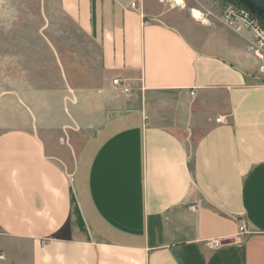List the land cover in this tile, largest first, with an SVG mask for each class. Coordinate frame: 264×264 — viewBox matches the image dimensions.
I'll use <instances>...</instances> for the list:
<instances>
[{
	"label": "crops",
	"instance_id": "crops-1",
	"mask_svg": "<svg viewBox=\"0 0 264 264\" xmlns=\"http://www.w3.org/2000/svg\"><path fill=\"white\" fill-rule=\"evenodd\" d=\"M55 1L96 54L48 41L58 84L0 93V264H264V48Z\"/></svg>",
	"mask_w": 264,
	"mask_h": 264
},
{
	"label": "rangeland",
	"instance_id": "rangeland-1",
	"mask_svg": "<svg viewBox=\"0 0 264 264\" xmlns=\"http://www.w3.org/2000/svg\"><path fill=\"white\" fill-rule=\"evenodd\" d=\"M230 1V2H228ZM233 0H182L181 6L163 2L168 24L189 36L194 28L230 39L233 45L255 56L252 33L230 27L225 12L239 6ZM55 0H0V93L5 89L55 87L58 80L50 60L49 42H60L59 50L77 54L86 62L96 54L74 25L58 12ZM201 14L196 20L193 11ZM264 20V16L262 15ZM62 43V44H61ZM56 76V79H55Z\"/></svg>",
	"mask_w": 264,
	"mask_h": 264
},
{
	"label": "built area",
	"instance_id": "built-area-1",
	"mask_svg": "<svg viewBox=\"0 0 264 264\" xmlns=\"http://www.w3.org/2000/svg\"><path fill=\"white\" fill-rule=\"evenodd\" d=\"M238 5L239 6L232 7L225 12V22L234 29L241 28L249 30L254 39L253 46H255L256 49L264 48V20L242 3H238ZM130 8L134 9L135 3H132ZM261 71L264 72L262 68ZM112 83L115 87H120L125 95H128L129 91L126 87H124L123 82L120 79H115ZM190 95L193 96L194 93H191ZM215 123H222V119H216ZM197 208L198 205L191 207L192 210H196ZM253 233H255V231L249 229L245 223H239L235 235L218 239H210L205 241L204 245L211 250L220 249L225 246L238 245L241 244V238L243 236H249Z\"/></svg>",
	"mask_w": 264,
	"mask_h": 264
},
{
	"label": "water",
	"instance_id": "water-1",
	"mask_svg": "<svg viewBox=\"0 0 264 264\" xmlns=\"http://www.w3.org/2000/svg\"><path fill=\"white\" fill-rule=\"evenodd\" d=\"M239 2L260 17L264 16V0H240Z\"/></svg>",
	"mask_w": 264,
	"mask_h": 264
},
{
	"label": "bare ground",
	"instance_id": "bare-ground-1",
	"mask_svg": "<svg viewBox=\"0 0 264 264\" xmlns=\"http://www.w3.org/2000/svg\"><path fill=\"white\" fill-rule=\"evenodd\" d=\"M167 1H171V3L173 2V3H175V4H177V5H182L183 3H182V0H167ZM193 16H194V18L196 19V20H200V18H201V14L198 12V11H193Z\"/></svg>",
	"mask_w": 264,
	"mask_h": 264
},
{
	"label": "trees",
	"instance_id": "trees-1",
	"mask_svg": "<svg viewBox=\"0 0 264 264\" xmlns=\"http://www.w3.org/2000/svg\"><path fill=\"white\" fill-rule=\"evenodd\" d=\"M228 2H230V1H228ZM232 5L236 6L237 5V2H235V0H233Z\"/></svg>",
	"mask_w": 264,
	"mask_h": 264
}]
</instances>
